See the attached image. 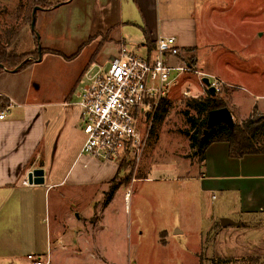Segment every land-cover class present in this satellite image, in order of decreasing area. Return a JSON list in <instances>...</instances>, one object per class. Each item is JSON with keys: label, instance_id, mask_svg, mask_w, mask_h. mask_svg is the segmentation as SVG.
I'll return each mask as SVG.
<instances>
[{"label": "rangeland", "instance_id": "374dc122", "mask_svg": "<svg viewBox=\"0 0 264 264\" xmlns=\"http://www.w3.org/2000/svg\"><path fill=\"white\" fill-rule=\"evenodd\" d=\"M46 3H53L49 7H54L60 2L46 0ZM198 13L207 14L205 23L200 20L201 42H208L200 51V57L220 73L213 75L221 76L226 82L219 94L220 100L229 106L232 95H236L247 114L243 121L261 119L264 114L255 108L264 103L263 98L256 97V93L264 94V0H198ZM28 16L27 0H0V26L13 29L21 24L18 51L37 55L38 46L33 42L37 44L41 34L38 27L32 28ZM97 46L82 51L73 63L46 58L33 70V85L41 87L42 101L46 100L45 119L52 120L49 134L56 130L59 136L63 134L60 143L56 142V145L59 143L56 152L69 133L66 124L72 119L69 112L73 108L66 107V101L79 102L77 93L83 85L79 82L82 71ZM51 51L63 54L55 49L46 52ZM73 55L66 56L71 59ZM35 58L32 57L37 60ZM230 59L240 66L255 94L244 90L239 95L236 85L222 78L231 72ZM194 76L190 82L184 78L171 84L173 106L166 119L158 124L155 134L151 131L140 163L120 165L114 184L122 186V195L117 194L107 210L106 226L103 196L100 202L93 203L92 210L87 207L89 213L76 208L80 210L76 224H61L51 242L48 230L55 224L60 208L68 207L66 199L55 195L47 199L44 192H39L33 202H29L26 193L17 190L7 211L5 235L10 245L5 257L16 260L5 264H21L31 252L50 253L53 264H201L202 259L205 264H264V252L251 249L246 239L242 241V236L216 244L215 255L210 248L214 240H219L217 231L207 230L212 216L219 214V202L211 194L202 196L192 178L201 162L186 132L192 128L184 114L186 107L182 100L194 95L206 96V93L201 94L198 76ZM85 80L84 73L83 82ZM186 89L191 90V96L183 93ZM75 137L72 133V152L77 147ZM130 188L133 193L127 202ZM92 197V192L88 193L87 198ZM57 200L64 205H59ZM181 230L184 233H180ZM202 238L205 251L201 250Z\"/></svg>", "mask_w": 264, "mask_h": 264}, {"label": "crops", "instance_id": "0c3cea01", "mask_svg": "<svg viewBox=\"0 0 264 264\" xmlns=\"http://www.w3.org/2000/svg\"><path fill=\"white\" fill-rule=\"evenodd\" d=\"M57 1L60 3L56 6L37 11L36 29L38 27L41 36L37 38V44L35 41L33 44L46 51L55 49L63 54L45 52L42 54V59L34 61L25 70L12 72L3 69L0 73V97L8 99L11 104L6 111V117L0 118V234L2 235L0 263L2 264L16 260L14 257H5L9 252L7 250L10 249L5 235L8 231L7 211L17 190L25 192L29 202H33L39 192H44L47 199L52 195L66 199L65 204L68 207L58 202L61 199L57 200L59 205H64V210L60 208L55 216V224L48 230L51 242L54 232L60 229L61 224L75 223L79 218L80 210L89 213L93 203L100 202L103 196L106 226V212L116 195H122L123 190L121 185H117L118 190L112 200L108 201V193L120 170L118 162L101 161L81 155L85 135L81 124L82 110L78 102L71 104L66 101V107L73 108L69 112L72 119L66 124L69 125L67 131L69 133L64 138L59 153L56 152L63 134L59 136L58 130L55 132L56 135L49 134L52 120L45 119L48 109L44 102L46 100L42 101L41 87L33 85L35 67L46 58H54L67 64L73 63L82 51L98 45L83 68L79 81L83 83L84 73L89 65L109 66L119 58V51L123 45L144 58H151L159 37L174 36L181 49L186 51L184 55L191 60L192 66L205 73L220 75L213 70L212 65L207 64L200 57V51L208 42L202 43L199 35L200 20L205 23L207 14L198 13V0ZM66 55H73V58L68 59ZM173 62L176 63L177 60L174 58ZM233 62L235 60L230 59L228 67L231 72L222 78L236 85L235 91L239 95L240 91L244 90L255 94L256 92L245 80L240 66ZM194 77V74H187L181 79L186 78L185 80L188 79L187 81L190 82V78ZM256 97L264 99V94L256 93ZM238 99V96L232 95V102L228 107L235 120L243 121L247 114ZM75 109L78 111L75 112ZM255 110L264 114V103L257 105ZM72 133L76 135L77 141V147L73 152L70 150ZM56 142L59 143L56 145ZM199 164V171L197 170L192 178L197 182L202 196L205 193L211 194L219 202V214L212 216L207 228L208 232L217 231L219 237V240L218 238L214 240L210 247L212 251L214 250L213 254H216V244L231 240L233 236H242V241L246 239L251 249H261L264 252L262 250L264 249V154H250L243 158L231 157L229 143L221 141L209 146L205 161ZM34 169L44 170L45 183L25 185L24 179H27ZM90 192L93 197L88 199L87 195ZM225 218L237 224L223 226L221 220ZM78 224H81V220ZM198 227L200 228L199 224ZM180 233L184 231L181 230ZM203 239L200 245L201 250L205 251ZM226 253L228 255V252ZM19 258L18 260L21 259ZM201 264H205L204 259L201 260Z\"/></svg>", "mask_w": 264, "mask_h": 264}, {"label": "built area", "instance_id": "2783aa9c", "mask_svg": "<svg viewBox=\"0 0 264 264\" xmlns=\"http://www.w3.org/2000/svg\"><path fill=\"white\" fill-rule=\"evenodd\" d=\"M185 52L176 37L161 36L151 58H144L123 45L119 58L109 66L95 64L86 70V80L78 93L85 135L81 155L120 165L140 163L160 105L170 97L171 84L179 83L184 75L198 76L201 94L209 91L203 80L209 78L220 94L226 82L192 66ZM183 93L192 94L189 89ZM6 111L0 113L1 119L6 117ZM23 183L30 185L28 178ZM132 193L130 188L127 202ZM21 264L53 263L50 253H29Z\"/></svg>", "mask_w": 264, "mask_h": 264}, {"label": "trees", "instance_id": "16d2710c", "mask_svg": "<svg viewBox=\"0 0 264 264\" xmlns=\"http://www.w3.org/2000/svg\"><path fill=\"white\" fill-rule=\"evenodd\" d=\"M52 4H47L46 0H27L29 21L31 23L33 21V10L35 7L48 8ZM21 32V24L13 29H6L0 26V73L3 69L13 71L16 68H19L17 72H20L36 61L32 57H36L35 59L39 60L40 50L38 47L37 55L31 52L18 51ZM45 52L46 50L41 48V53ZM51 52L55 53V51ZM172 100L174 99L168 97L162 101L156 114L155 123L152 126V134H155L158 124L168 116L173 106ZM182 100L186 107L184 114L192 128L186 132L191 138V146L195 150V154L200 158V162L205 161L209 146L221 141L229 143L231 157L243 158L250 154H264V117L257 120L249 118L242 122H236L234 128L229 127L225 123H220L209 129L208 134H206L210 111L228 107L227 104L220 100L219 94L212 95L210 91H207L206 96L190 97ZM10 105L8 99L0 97V113L7 110ZM125 164L130 165L129 163ZM117 190L118 187L114 184L108 193V201L112 200Z\"/></svg>", "mask_w": 264, "mask_h": 264}, {"label": "water", "instance_id": "95a60500", "mask_svg": "<svg viewBox=\"0 0 264 264\" xmlns=\"http://www.w3.org/2000/svg\"><path fill=\"white\" fill-rule=\"evenodd\" d=\"M42 8L43 7H41V6H37V7H35V9L33 11V21H32L31 25H32V28L34 30L36 29L37 11L42 9ZM39 38H40V36H39ZM39 50H40V58H42L41 47H39ZM18 70H19V68H16L12 72H17ZM203 80H204V83L206 84V86L209 87L210 93L212 95H217V90L215 87L211 86L209 78L205 77ZM220 123H225L229 127L234 128L236 121H235L233 113L229 107H223V108H219V109H215V110L210 111L209 116H208V128L206 129L205 133L208 134L209 129L213 128L214 126H216ZM44 176H45V172L43 169H34L28 175L29 183L31 185L44 184L45 183V177ZM231 224H237V223L231 219H228V218H225L222 220L223 226H228Z\"/></svg>", "mask_w": 264, "mask_h": 264}]
</instances>
